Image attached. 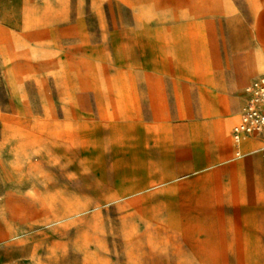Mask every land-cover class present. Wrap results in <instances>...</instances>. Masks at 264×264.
<instances>
[{
  "label": "rangeland",
  "instance_id": "obj_1",
  "mask_svg": "<svg viewBox=\"0 0 264 264\" xmlns=\"http://www.w3.org/2000/svg\"><path fill=\"white\" fill-rule=\"evenodd\" d=\"M263 74L264 0H0V264H264Z\"/></svg>",
  "mask_w": 264,
  "mask_h": 264
},
{
  "label": "built area",
  "instance_id": "obj_2",
  "mask_svg": "<svg viewBox=\"0 0 264 264\" xmlns=\"http://www.w3.org/2000/svg\"><path fill=\"white\" fill-rule=\"evenodd\" d=\"M247 100L241 110L239 121L233 128V140L239 147L244 140L261 136L264 138V74L254 79L246 88ZM264 153V144L261 148ZM243 156L240 150L237 157Z\"/></svg>",
  "mask_w": 264,
  "mask_h": 264
},
{
  "label": "crops",
  "instance_id": "obj_3",
  "mask_svg": "<svg viewBox=\"0 0 264 264\" xmlns=\"http://www.w3.org/2000/svg\"><path fill=\"white\" fill-rule=\"evenodd\" d=\"M239 121V120H238ZM237 121V122H238ZM236 122V123H237ZM236 123H235V125H236ZM234 125V126H235ZM234 126H233V128H234ZM257 139H259V140H261V141H264L263 140V138H257ZM232 140H233V129H232ZM250 140H254V138H248V139H246V140H244L243 141V143L239 146V147H237L236 146V144L234 143V140H233V147H234V152H235V154H236V157H237V151L238 150H240L241 152H242V154L243 155H245L246 154V150H247V146L249 145V143H250V145H252V142H250ZM264 144V143H263ZM263 146V145H262ZM262 148V147H261ZM261 148H260V150H261ZM242 157V156H241Z\"/></svg>",
  "mask_w": 264,
  "mask_h": 264
}]
</instances>
